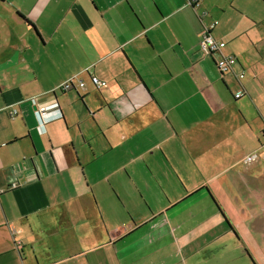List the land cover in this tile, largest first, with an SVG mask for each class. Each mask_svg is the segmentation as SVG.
<instances>
[{
	"label": "crops",
	"instance_id": "obj_1",
	"mask_svg": "<svg viewBox=\"0 0 264 264\" xmlns=\"http://www.w3.org/2000/svg\"><path fill=\"white\" fill-rule=\"evenodd\" d=\"M261 260L264 0H0V264Z\"/></svg>",
	"mask_w": 264,
	"mask_h": 264
},
{
	"label": "built area",
	"instance_id": "obj_2",
	"mask_svg": "<svg viewBox=\"0 0 264 264\" xmlns=\"http://www.w3.org/2000/svg\"><path fill=\"white\" fill-rule=\"evenodd\" d=\"M202 0H189V5L195 9L200 8ZM219 24L218 21L214 22L210 27H206L204 34L201 39L200 47L201 50L206 54L214 57L216 61L217 68L222 76L232 74L234 71V66L237 62L235 57H222V50L226 47V43L222 40L216 39L211 30ZM240 81L245 78V74L241 73L238 75ZM92 82L98 90H104L108 87V83L101 80L98 77H93ZM86 88V83L83 80L70 79L69 81L62 84L58 89L62 92H70L72 90H84ZM20 113V108L13 109L11 112V117L16 118ZM49 113V108H42L36 111V116L39 122V130L41 133L46 132V122L45 115ZM62 115H60L61 118ZM257 159V155H251L248 157L247 161L252 162ZM19 185H14L13 188H17Z\"/></svg>",
	"mask_w": 264,
	"mask_h": 264
},
{
	"label": "rangeland",
	"instance_id": "obj_3",
	"mask_svg": "<svg viewBox=\"0 0 264 264\" xmlns=\"http://www.w3.org/2000/svg\"><path fill=\"white\" fill-rule=\"evenodd\" d=\"M250 246L254 250V252H257L256 249H255V243L250 244ZM261 262H264V261L261 260Z\"/></svg>",
	"mask_w": 264,
	"mask_h": 264
}]
</instances>
